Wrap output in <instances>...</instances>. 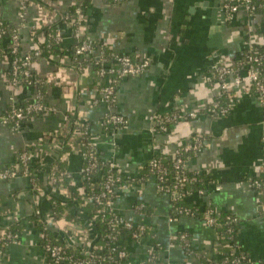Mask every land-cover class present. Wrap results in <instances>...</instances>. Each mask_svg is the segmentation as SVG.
Segmentation results:
<instances>
[{"label":"crops","instance_id":"1","mask_svg":"<svg viewBox=\"0 0 264 264\" xmlns=\"http://www.w3.org/2000/svg\"><path fill=\"white\" fill-rule=\"evenodd\" d=\"M84 2L32 0L28 5L21 50H40L32 70L45 80L44 100L53 110L21 121L17 129L0 123V170L19 168V153L29 149L35 155L32 168L38 179L36 187L22 174L0 180V228L20 229V241L5 250L3 264L47 263L42 230L34 222L37 214L56 237L66 242L70 236L53 217L52 199H59L70 214H75L76 208L70 198L48 184L47 175L50 166L61 161L72 183L78 185L79 192L83 190L79 130L72 131L71 117L87 124L103 159L114 160L131 180L127 188L115 192L116 212L148 226L140 240L128 244V257L122 264H218L222 249L217 230L198 215L172 220L170 195L159 192L156 176L145 172L149 159L173 157L193 134L204 136L203 146L187 161V169L209 175L213 182L205 191L188 193L186 202L201 209L211 206L218 215L228 212L238 216L239 244L253 262L264 259L263 208L245 180L264 173V104L254 92L238 91L229 114L213 117L207 111L219 94L212 66L241 58L250 31L253 41L264 45V33L253 32L260 18L242 12L224 14L222 0H90L83 9L81 30L96 45L93 53L77 56L72 47L73 27L64 19ZM0 19L18 27L22 20L19 3L0 0ZM55 23L64 35L62 55L45 49L46 28ZM102 51L150 60L146 72L118 83L112 108L101 100L100 86L108 82V76L100 74L91 61ZM9 68V58L0 56V116L9 110L12 95ZM33 94L32 86L23 85L15 97L26 104ZM109 107L124 115L127 124L105 129L103 118ZM173 112H178L175 122L165 129H153L157 118ZM83 222L85 226L78 224L79 229L90 241L72 244L82 250L90 249L98 235L96 226ZM181 233L189 236V252L179 239Z\"/></svg>","mask_w":264,"mask_h":264},{"label":"built area","instance_id":"2","mask_svg":"<svg viewBox=\"0 0 264 264\" xmlns=\"http://www.w3.org/2000/svg\"><path fill=\"white\" fill-rule=\"evenodd\" d=\"M19 3L20 7V17L21 24L18 27H15L11 31L9 38V43L5 47L8 55H5V51L0 48V56L9 58L10 68H9V86L12 91L10 98L11 108L3 115L0 116V123L11 125L14 129H17L20 122L26 119H29L30 116L34 113H46L51 112L53 109L48 107L44 100V91L42 86L45 84V80L42 77L37 76L32 70V62L34 57H36L40 50H37L33 53L23 52L21 50V31L26 27L25 18L27 14V9L29 5V0H16ZM111 2H119L121 0H108ZM221 10L224 14H235V13H245L248 16H257L260 18V22L264 27V0H222ZM76 15V18H75ZM84 12L81 6L76 7L75 13L69 11L65 15V20L67 25L73 27L74 39L77 42L75 53L77 56L83 54H91L95 48V42L84 36L83 30L81 28L83 25L82 18ZM3 22L0 20V38L4 39L6 34V28L2 26ZM49 36L51 39L56 42V44H62L64 40V35L61 27H57L52 31ZM252 32H249L247 40V49L249 53L247 54L245 60L243 61H234L231 64L226 62H217L212 67L214 73L216 74V82L219 86V94L221 92H227L229 95L234 96L228 105L223 106L218 101H214L209 104L207 111L213 116H224L231 112L234 100L236 99V92H254L259 100L264 104V54L260 53L257 49L253 47ZM94 62L99 66L100 74L103 76H108V82L100 86L101 100L108 103L112 108L115 104V89L121 78H127L131 76H137L143 74L150 67L149 59H140L134 60L127 54H119L115 52H110L106 54L102 51L100 54L94 56ZM47 79V78H46ZM28 85L34 88V94L31 100L25 105H21L15 95L17 90L23 86ZM218 94V95H219ZM95 102L98 99L94 100ZM109 110L105 113L103 118V126L105 129L113 130L115 128L123 127L127 124V118L113 110ZM70 119L69 116L67 117ZM178 118V113H171L168 115L161 116L153 122L154 127L159 129H165L170 123L175 122ZM84 130H79L78 136V148L79 151L85 145L90 147V151L81 152L83 159L87 160L86 165H83L81 172L83 177L90 178V175L98 170L101 171V165L108 166L109 174L106 176L104 183L101 186L100 192L93 193L88 197L82 195V199L85 202L92 201L96 204H101L104 209L107 211L115 213L114 219L111 222L113 227L112 234H109L105 239L111 241L109 249L112 255V258H126L128 256L127 248L122 243V239L119 237V227L132 230V235L135 241L140 240V238L148 231V226L146 224L134 223L132 220L127 219L123 215L116 212L114 207L113 196L117 190V183L121 182L123 179V173L119 168L118 164L114 160H105L99 161V158L96 156L97 148L96 142L93 140L89 127L85 122ZM88 135V136H87ZM204 136L200 134L191 135L186 141L181 143L176 153L174 154L173 161L174 167L176 169L177 177H174L175 181L171 190V198L177 199L182 198L185 195V189L183 186L184 182L187 181V161L191 158H185L183 154L198 152L203 146ZM35 159L34 153L29 149L22 150L18 155L19 168H6L0 170V180H7L15 178L18 175H26L30 177L31 184L33 187L38 186V181L36 177H33L32 165ZM152 166V171L156 176L157 189L158 191L165 190V179L168 176V171L166 166H163L155 158L150 162ZM48 184L57 192L71 198V192L67 185L65 184V178L70 177L71 174L67 169H62L58 163H53L50 166L48 171ZM101 176V175H100ZM36 178V179H35ZM253 188L259 191L261 196L264 198V173L262 176L252 181L247 180ZM129 182H124L122 188H127ZM182 189H181V188ZM180 188V189H179ZM260 204L263 208L264 213V200L260 201ZM180 214H189L188 210H179ZM120 216H119V215ZM38 215V214H37ZM54 215V213H53ZM217 213L214 208L209 206L203 211V220L207 225L215 227L218 222ZM41 218V217H40ZM172 220H177L179 218L174 217ZM46 220L41 218V224L45 223ZM237 221V218H234V222ZM35 224L37 223L34 221ZM47 222V221H46ZM62 222V230L72 231V235L68 237L66 243L71 247L73 242L77 240L78 242H87L89 236H85L84 233L79 229L78 224H73L67 221ZM232 222V221H231ZM48 223V222H47ZM46 224V223H45ZM47 225V224H46ZM179 239L184 245V248L187 252L191 250V242L189 236L186 233H181ZM220 247H225L228 249L227 252L220 251V260L218 264H264V259L253 262L248 256L245 249L230 240H223L219 238ZM20 241V234L13 233L11 231L0 230V264H3V257L5 250L9 247L11 243H17ZM44 241V244H41L43 247L47 263L46 264H66V263H75V264H94L95 254L100 256V252L105 248V244L92 246L90 249H83V251L89 253L93 251V254L90 257L85 258L84 260H72V257L67 254L65 245L55 244L45 236L42 231L41 242ZM92 244V243H91ZM81 249V248H79Z\"/></svg>","mask_w":264,"mask_h":264},{"label":"trees","instance_id":"3","mask_svg":"<svg viewBox=\"0 0 264 264\" xmlns=\"http://www.w3.org/2000/svg\"><path fill=\"white\" fill-rule=\"evenodd\" d=\"M31 1L32 0H29L28 3H30ZM89 1L90 0H85L84 4L82 6V9H86V6L88 5ZM47 7L51 9L53 6H51L49 4V5H47ZM75 10H76V7H74L71 11L73 13H75ZM75 18H76V15H75ZM1 25L4 26L6 28V31H7L5 36H4V39L0 38V48H2L5 51V47L8 45V43L10 41L9 38L11 35V31L14 30L15 27H13L7 23H4V22ZM57 27H58V24L55 23V24L50 25L48 28H46L45 32L47 33L48 38H46L47 42L45 43L46 44L45 49L51 51L52 54L57 52V53L62 55L65 53L64 48L61 46V44H56V42H54V40L51 39V37L49 36V34L52 31H54ZM253 32L259 33V34L264 33V27H263L262 23L260 22V20H259L258 26L257 27L255 26V28L253 29ZM76 46H77V42L72 44L74 51L76 49ZM253 47L255 49H257L260 53L264 54V45L263 44L254 42ZM105 53L109 54L110 52L109 53L105 52ZM248 53H249V49H246L244 52V55L237 60L238 61L245 60ZM74 54L75 53L73 52L72 57L75 60L76 55H74ZM5 55H8L7 51H5ZM81 56H85V54H83ZM129 56L131 58H133L134 60H138L133 55H129ZM91 61H92L95 68L99 67L98 65L95 64L94 57L92 58ZM87 62H89V59ZM74 63H76V61H74ZM84 64H85V62H81V66H84ZM260 67L264 68V66H260ZM211 73H212L213 79L215 81H217L216 76H215L216 74L214 73L213 67L211 69ZM123 79L124 78H121L119 80V83ZM232 98H234V96L229 95L227 92H221L219 95H217V97L215 98L214 101H218L221 105L227 106ZM21 105H25V104H21ZM10 108H11V105H9V109ZM175 113H178V112H175ZM36 114H41V113H34L30 116V118ZM188 117H190V116H188ZM71 121H72L71 123L73 126L72 131L74 129H79V130L83 129L84 130L85 124L80 119H78V118L73 119V117H71ZM153 129H159V128L153 126ZM95 149H97V148H95ZM66 150H70V148H67ZM85 151H87V152L90 151V147L88 145L83 146L80 150V152H82V153H84ZM195 154H196L195 152H190V153L183 154V156L185 158H188V157H191ZM96 156L99 158V161L103 160V157L98 150H96ZM154 158L156 160H158L160 164H162L163 166H166V169L168 171V176L166 177L165 182H164L165 190L160 191V192L168 193L170 195L171 194L170 188L173 186L174 181H175L174 177H177L176 169L174 167L173 158L163 156V155H157V156H154L153 158L149 159L147 161L146 168H145V172L147 174H154L152 171V166L150 165V162ZM57 163L59 164V166L62 169H67L61 161H58ZM86 163H87V160L83 159V165H86ZM32 167H33V165H32ZM31 169H32L33 174H34L33 177L37 178V176L35 175L34 169L33 168H31ZM100 169H101L100 172L98 170L94 171L90 175V178H86V179L84 178L83 183L81 185L83 190L81 192H79L78 185L72 183L70 177L65 178V184L67 185V187L69 188V190L71 192V198L70 199L76 208V212H75V214H70L65 209L64 204L59 203V201H60L59 199L53 198L52 199V201H53L52 211L54 213L53 217H54L55 221H67V222H70L73 224H80L82 226H85L83 219L89 221L91 224L96 226L97 230H98L97 231L98 235L94 239V241L92 242L91 245L92 246H97V245H102V244L106 245L105 248L100 252V256H98V254L94 255L96 257L94 264H122V262H124V260L127 259L128 256L126 258H121V259L118 258V259L114 260L112 258V255H111V252L109 249L111 241L105 239V237L107 235L112 234V232H113V227H112L111 222L114 219L115 213L107 211L106 209H104V207L101 204H96L92 201L85 202L82 199V195L89 197L92 194V192L93 193L100 192L101 186L104 183L106 176L109 174L108 166L101 165ZM187 177H188L187 181H185L183 186H182L185 189V195H183L184 197L177 198V199L171 198L172 208H171L170 216L172 218H174V217L180 218L183 215H196V216L198 215V216L203 217V211L206 208H209V206H205L204 208L201 209L199 207H195L193 205H190L188 202H186L185 198L188 195V193H190V192L207 190V186H209L213 182L212 178L209 177V175H206L204 173L203 174L202 173L197 174V173H193L190 171L187 172ZM260 177L261 176H246L245 180L251 179L252 181H254V180L259 179ZM123 178H125V179H123L121 182H118L116 185L118 189L122 188L123 183L126 181L131 183V180L127 179V177H125V175H123ZM37 181H38V179H37ZM157 182H158V180H157ZM254 190L256 191V193L258 195L259 202L263 201L264 200L263 195L261 196V194H259V191H257L255 188H254ZM114 198H115V194L113 196V199ZM179 210H188L189 214H180V213H178ZM79 213H83V214H79ZM82 215H84V216H82ZM217 217H218L219 224H217L214 228L217 230V232L219 234V238L223 239V240H230L236 244H239V240L237 237V227H238V223H239L238 216H236L235 214H232V213L225 212V213H221V214L217 215ZM234 218H237V221L234 222ZM40 220H41L40 216L35 215L34 221L37 222L35 225L43 231V233L48 238V240H51L55 244L65 245L67 254L72 257V260H74V261L75 260H84L85 258H88V257H90V255L93 254V251H90L89 253H87V252H85L82 249H79L77 247L69 246L65 242L64 238L56 237V232L48 226V223L46 221H45V223L47 225L45 223L41 224ZM0 230L11 231L13 233L20 234V229L18 228V226H12L10 228H4V229L0 228ZM65 233L67 236L69 234L72 235V231L65 230ZM118 235L122 239V243H123V245L126 246V248H127L129 243L135 241V239L133 238V235H132V230H130V229L119 227ZM41 244H44V241H42ZM219 246H221V245H219ZM220 249H222V251H224V253L228 251V249L225 247H220ZM247 256H248V254H247Z\"/></svg>","mask_w":264,"mask_h":264}]
</instances>
